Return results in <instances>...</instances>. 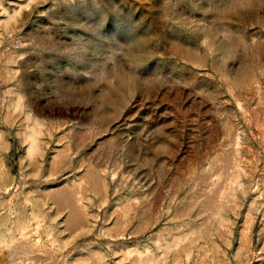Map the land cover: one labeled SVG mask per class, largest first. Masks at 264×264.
Wrapping results in <instances>:
<instances>
[{
	"label": "rangeland",
	"instance_id": "rangeland-1",
	"mask_svg": "<svg viewBox=\"0 0 264 264\" xmlns=\"http://www.w3.org/2000/svg\"><path fill=\"white\" fill-rule=\"evenodd\" d=\"M0 264H264V0H0Z\"/></svg>",
	"mask_w": 264,
	"mask_h": 264
}]
</instances>
